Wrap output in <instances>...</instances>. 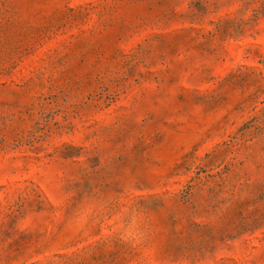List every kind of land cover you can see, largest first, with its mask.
<instances>
[{
  "label": "rangeland",
  "instance_id": "1",
  "mask_svg": "<svg viewBox=\"0 0 264 264\" xmlns=\"http://www.w3.org/2000/svg\"><path fill=\"white\" fill-rule=\"evenodd\" d=\"M0 264H264V0H0Z\"/></svg>",
  "mask_w": 264,
  "mask_h": 264
}]
</instances>
